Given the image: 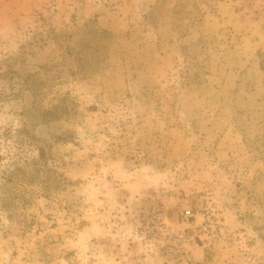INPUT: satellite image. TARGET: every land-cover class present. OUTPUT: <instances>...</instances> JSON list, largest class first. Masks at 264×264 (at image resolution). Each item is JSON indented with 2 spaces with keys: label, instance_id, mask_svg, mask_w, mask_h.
<instances>
[{
  "label": "rangeland",
  "instance_id": "374dc122",
  "mask_svg": "<svg viewBox=\"0 0 264 264\" xmlns=\"http://www.w3.org/2000/svg\"><path fill=\"white\" fill-rule=\"evenodd\" d=\"M0 264H264V0H0Z\"/></svg>",
  "mask_w": 264,
  "mask_h": 264
}]
</instances>
